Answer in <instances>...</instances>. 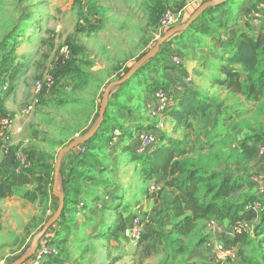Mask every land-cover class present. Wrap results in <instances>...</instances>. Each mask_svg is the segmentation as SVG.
<instances>
[{
    "label": "rangeland",
    "instance_id": "rangeland-1",
    "mask_svg": "<svg viewBox=\"0 0 264 264\" xmlns=\"http://www.w3.org/2000/svg\"><path fill=\"white\" fill-rule=\"evenodd\" d=\"M206 1L209 0H0V167L16 172L27 169L32 180L29 187L16 188L9 197H0V264L23 258L30 251L34 236L57 211L59 199L52 196V189L58 154L96 126L108 84L120 80L140 57L154 49L165 33L161 20L166 11L179 16L180 24H184ZM248 10L230 8L216 16L224 25L249 26L256 19ZM263 17L259 26L263 25ZM189 31H185L186 35ZM194 32V41L180 39L172 49L183 60V66L178 68L182 75L195 83L211 103L208 111L193 118L192 129L178 128L170 118L171 98L168 113L158 117H153L151 100H144L148 86L157 89L164 83L169 93L175 80L172 76L161 77L157 85L145 80L146 88L139 84L138 88L135 85L126 89L130 102L120 100L123 94L115 95L119 87L114 88L108 108L125 105L129 115L141 117L143 125L136 128H155L156 142L163 134L182 141L189 152V164L205 172L202 199L206 198L207 185L221 186L227 178H241L243 187L217 202L233 213L239 207H248V211L251 204L258 211L257 219L240 223L248 230L247 244L233 250L235 257L217 259L206 255L205 243L212 235L204 228L189 239L177 236V221L169 209L171 189L158 177L151 198L158 204L157 210L151 213L137 209L139 205L133 207L141 201L138 199L142 192L148 191L147 183L153 178H144L130 158L131 149L126 147L128 154H108L111 161L102 159L104 164L94 167L93 177H83L100 181L104 187L117 186L118 195L108 203H102V196L94 202L85 198V211L77 207L79 213L57 228L61 238L48 236L53 226L40 241L57 246L60 258L54 264H220L225 260L243 264L241 248L246 257L264 264V98L253 102L215 86L212 79L228 57L226 52L232 51V42L229 38L224 41L225 29L216 31L217 43L196 37L198 32ZM65 46L71 49L66 61L61 52ZM196 52L206 56L199 58L206 62L204 70L195 67L201 61ZM241 73L244 79L246 74L243 70ZM50 80L52 85L36 94V84L45 85ZM139 87L144 88L143 92ZM7 117L13 119L10 126L4 123ZM160 122L164 126L158 128ZM122 129L125 133L132 130ZM79 148L73 152L78 153ZM29 188L33 189L28 192ZM30 191L32 194L25 199ZM212 197L209 195L208 199ZM90 212H94L92 219L87 218ZM224 212L221 217L208 220L223 230L222 244L225 234H233L236 229ZM134 216L143 222L138 241L126 237L123 230ZM113 232L115 238L110 237Z\"/></svg>",
    "mask_w": 264,
    "mask_h": 264
},
{
    "label": "trees",
    "instance_id": "trees-1",
    "mask_svg": "<svg viewBox=\"0 0 264 264\" xmlns=\"http://www.w3.org/2000/svg\"><path fill=\"white\" fill-rule=\"evenodd\" d=\"M231 2H233V0H230L229 3ZM225 5L226 4H222L209 8L189 29L196 30L198 33L205 36L214 35L218 29L223 27L222 21H219L214 14L222 13V8ZM258 8H252L251 12L256 11ZM229 33L231 42L232 44L236 43L234 45L236 47H233L232 51H229V56L219 67V75L214 77L213 84L225 88L232 94L242 95L248 98V100L259 102L264 98V29L255 36H249L246 32H237L234 28H232ZM165 44L162 45L153 61L159 62L162 68L177 69L173 63L170 62V64L166 59H160ZM149 64L150 62L145 64L134 77L150 67ZM241 70L246 74L244 79ZM128 83L129 82L124 85H128ZM182 86L183 89H185L177 96L172 104L170 112L167 113L170 118L176 122L178 128L184 127L186 130H190L194 126L193 118L200 112L208 111L211 108V103L208 97L192 87V83L187 85L185 80H183ZM122 87H119L120 90L123 89L120 94L125 95L126 91ZM158 89L166 91L163 84L157 89L148 87L147 91L149 97L155 98ZM108 121L109 119H107L106 113L102 126L98 129L94 137L84 146L85 152L77 154L80 164H90V167L98 166L99 163L96 158H91L89 161L87 157L95 148L94 141L105 136V132L110 133L107 137V142L109 144H112L115 129L121 131V138L123 139L126 134L124 130L119 126L116 127L112 124H107ZM153 146L152 149H149L144 154L139 153L137 150L132 151L130 158L139 165L140 172L146 180L160 177L164 180L166 187L176 190V195L169 201L173 216L177 221L174 228L175 234L179 237L189 239L197 232L201 221L221 217L225 214L224 211L226 210V216L234 223L236 229L232 238H225L223 245L227 250H234L239 245H246L248 230L242 224L241 226L240 223H251L258 218V211L253 208L251 204L249 205L250 209H248V211V207L242 209L239 207L237 211L233 206L232 210H235V213H233L228 210V208L222 209L217 202L218 198L229 196L231 193L241 189L243 187V180L234 176L224 180L221 186L213 187L211 184L210 186L207 185L206 198L202 199L200 196L202 187L206 183V181H204L206 175L201 169L189 164L186 158L189 152L183 142L163 134ZM77 177H84V175H77ZM73 181H77L76 177L73 178ZM30 183L31 173L27 169L16 172L5 170L0 167L1 198L9 197L14 189L27 186ZM64 183L62 166L60 171V189L65 195V207L60 221L66 218L67 214L70 212L68 204H73L72 209L76 206L83 205L82 211H85L87 207L86 203L75 201V197L79 194L71 195L66 187H64ZM76 189L78 188L73 187L74 192H78L75 191ZM209 195L213 196L211 200L208 199ZM28 196L30 197V193L26 194V197ZM72 212L73 215H75L77 210H72ZM56 225L57 223L55 226ZM126 228L127 225H125L123 229L124 232ZM108 230L109 229L106 231ZM110 237L115 238L116 233H111ZM262 242L264 243V237ZM239 256L243 260V264H261L259 261L246 257L245 250L242 248L239 249ZM58 258L60 257L48 258L43 264H54L53 261H56Z\"/></svg>",
    "mask_w": 264,
    "mask_h": 264
},
{
    "label": "crops",
    "instance_id": "crops-1",
    "mask_svg": "<svg viewBox=\"0 0 264 264\" xmlns=\"http://www.w3.org/2000/svg\"><path fill=\"white\" fill-rule=\"evenodd\" d=\"M263 3H264V0H236V1H233L231 3H228V5H225L222 9L229 11L230 8H235V9L238 8L239 10H243V9L246 10L247 8H249L248 13H250L252 8H258ZM222 13H223V11H222ZM217 14H219V13L214 14L215 17L219 21H222L221 17H217L216 16ZM250 18H252V16H250ZM250 20L251 19L246 18V21L251 23ZM263 20H264V17H263ZM262 24H263L262 26H259L257 20H255L253 23H251V25L248 26L246 24V26L243 25V27L242 26L239 27L237 25V23H230V24H226V25H224V23H223V27L220 28V30L225 29L227 31V32H225V34H223V37L226 36V37H224L225 39L223 38L224 41L226 42V41H228V38L231 41V36H230L229 32H230V30L232 28H234L237 32H246V33H248L249 36H255L260 31H262L264 29V21L262 22ZM194 31L195 30H191L190 29L189 33H187L189 36L186 35L185 32L180 33V34L176 35V37H175L176 39L174 38L171 41V43L165 44L163 46V52H162V55L160 56V59H163V60L166 59L167 62L170 63L171 62L170 61V56L171 55L174 54V55H178L179 56L180 54L175 53L172 49L177 47V42L178 43L181 42V41H179L180 39L183 42H187L188 39L193 40L192 39L193 37H191V35L195 33ZM195 36L196 37L197 36H200V37L202 36L204 40H210V42L213 41V42L217 43L219 41V37H218V39H216L217 35H215V34L212 35V36H205V35H202L200 33H197V35H195ZM170 44H172V45L170 46ZM235 44H232L234 48L236 47V46H234ZM196 53L198 55V57H197L198 60H201V61H197V65L195 67L200 69V70H204V68H205L204 66H205L206 62H205L204 59H199V58H201V56H203V58H206V56L204 55V52H196ZM226 53H227V56H229L230 52H226ZM222 59L223 58H221L220 60H222ZM149 66L150 67H148L146 70H144L141 73H139L138 76L132 78L129 81L128 85H124L123 87L122 86L121 87L124 88V90H126V89L129 90L130 88H132L135 85H137L136 88H138L139 84L145 85V83H144L145 80H147V83H150V85H157L158 83H160V80H161L160 78L161 77L166 78L167 76H172L175 80L173 81L172 89L169 91L168 94H169L171 100H173V103H174V101L176 100L177 96L180 93H182V91L185 89V88L183 89L182 82H183V80H185V77H187V76H183L182 75L183 73H181L180 69H178V68L177 69L165 68V67L162 68L160 66L159 62H156V61H153V60L150 61ZM218 70H219V68H218ZM197 74L199 76L200 73H197ZM217 75H219V73H217ZM213 79H214V77H213ZM213 79H212V82H213ZM160 84H162V83H160ZM163 86L166 89H168V86H165L164 83H163ZM196 86L197 85H195V83H192V87L193 88H195L197 90H201L200 88H198ZM145 88H146V85H145ZM147 88L144 90V91H146L144 93L147 96V97H145L144 100H151V104L150 105L152 107V111L154 112L155 111V106H156L155 105V101H154L153 97L152 98L149 97ZM139 89L143 92L144 88L141 89L139 87ZM122 90H120V88H118V89H116L114 91V94L115 95H119ZM119 99L120 100H124L125 102H130L131 101L130 92L127 93V91H126V94L123 95V96H120ZM128 112H129V109L125 105H122L121 107H119V105L112 106V107L110 106L109 108H107V119H109V120L112 119V121L111 122L108 121L107 124H114L116 127L119 126L121 128L124 127L125 131H127L129 128H131L132 130H129L130 132H128V133L126 132V134L124 135L123 139L120 137L118 139L117 143L114 144V145L109 144L107 142V137L110 135L109 132H105V136H103V137L97 139L96 141H94L95 148H94V150L91 151V153L87 157V160L90 161L91 158H93V159L96 158L98 160V163H99L98 166H96L97 168H100V166L104 164L102 159H106L105 161H111L112 160V159L111 160L108 159V154H111L112 152L114 153L113 156H115L117 154H120L121 151H123L126 154H128V150L126 149V147L130 148L131 152L132 151H136V150L138 151V149H139V141H138V137L137 138L134 137L135 134H138V135H140L141 133L157 134V133L154 132L155 128L154 129L151 128L153 130H151V129L150 130H145L144 128H141V129L140 128L139 129L136 128V127L139 126V124H142L141 121H140L141 117L140 116L129 115ZM153 112H152V114H153ZM146 124L150 125L151 123L149 121H147ZM146 124H144V125H146ZM131 133H132V135H130ZM153 147L154 146H151L149 149H152ZM133 163H136V162H133ZM62 166H63V177H64V182H65L64 183V187H66V189L70 192L71 195H73L74 193H76V195L79 194L77 196V198L75 199V201L77 200L79 202L86 203V201H85L86 199L85 198H90V201L94 202L93 200H96L97 198H99V196H102L101 197L102 203H108L109 201H111L112 198H114V197H116L118 195V187L113 185V184L108 185L110 187H104L103 186L104 184L102 182H100V181H96L95 180L93 182V181H89L88 179H83V177H77V175H84V177L87 176L90 179L91 177H93V173L95 172V168L92 167V166L90 167V164H84V163L80 164L79 163V159L77 158V152H72L68 157H66L63 160ZM137 166L139 167L138 164H137ZM75 177H76L77 181L74 182L73 178H75ZM158 178H160V177H158ZM156 179L157 178L155 177V178H153V181H149L147 183L148 191L146 193L142 192L143 196L139 197L141 199H138V200H141V201H139L138 204L134 203L133 207H137L136 205H139L137 207V209L138 208H139V210L146 209L147 211H149L151 213H153L155 209L157 210L156 206L158 204L155 205L154 200L152 201V199H151L154 196L155 191H156V187L154 185L155 184L154 181ZM30 184H28V187H29ZM73 187L78 188L75 191L82 190L84 192L83 193H81L80 191L74 192ZM31 189H33V188H29V189H27V191L29 192V190H31ZM40 189L44 190L45 188L40 187ZM176 193H177L176 190L171 189L170 199H172L176 195ZM26 194H28V193H26ZM26 194L24 196L25 199L29 198V196L26 197ZM31 194L32 193L30 191V195ZM52 196H53V194H52ZM53 201H54V199L51 197V203ZM94 204H96V202ZM86 205H87V203H86ZM126 205L129 206V203H126ZM72 206H73V204H68V208H69L70 212L67 214L66 218L62 219L61 221L59 220L58 221L59 223L57 222L58 224L48 234L49 237H51V238H55V237L56 238H61L62 237L61 234L58 231H56V230H57L58 227L60 228L62 223H64L65 221L69 222L70 219H73L72 210L74 211L78 206H76L73 209H72ZM95 206L98 207V205H95ZM169 209L171 210L170 206H169ZM93 214H94V212L88 213L87 214V218L88 219H92L93 218ZM170 214L171 215L173 214L172 210L170 211ZM84 217L85 216H83V218ZM135 217H139V216H134L126 225L129 226L132 223V221H133V219ZM203 228H204V230H206L208 233H211V235H212L211 238L208 239V242L205 243V246H206L205 249L208 252L206 255H212V256L215 255V257L217 259L224 258V256H226V254L224 252L218 251L219 244L223 243L222 242V240L224 238L223 230H221L220 228H215V226L212 225L211 223H209L208 220L201 221L199 223V227H198L197 231L202 232ZM100 232H101V230H100ZM218 232L220 233V235L217 234ZM199 235H200V233H199ZM225 237L226 238H232L233 234H230V235L225 234ZM111 238H114V237H111ZM225 261L220 263V264H230V263L225 262Z\"/></svg>",
    "mask_w": 264,
    "mask_h": 264
},
{
    "label": "water",
    "instance_id": "water-1",
    "mask_svg": "<svg viewBox=\"0 0 264 264\" xmlns=\"http://www.w3.org/2000/svg\"><path fill=\"white\" fill-rule=\"evenodd\" d=\"M228 2H230V0H209L201 4L193 12L191 17L184 24L177 25L167 30L162 35V37L157 41L154 49L151 52L146 53L145 55L140 57V59L137 60L133 64V66L128 70V72L120 80L113 81L108 84L102 96V101H101L100 110H99V120L96 126L89 133L85 134L84 136L76 140L71 141L66 147L61 149V151L58 154V158H57V162H56V166L54 170V186L52 190L53 196L59 199V206H58L57 211L51 217V219L44 225L41 231L34 236L33 241L31 243L30 251L23 258L17 261H14L11 264H25L27 261H29L35 255L40 241L46 236L49 230L53 226H55V224L60 220L64 207H65V195L64 193L60 191V171L62 168L64 157L67 154L73 152L75 149L89 142L94 137V135L97 133L98 129L102 126L105 120L106 113H107L111 91L114 88L121 87L127 82H129L138 73V71L142 69V67L145 64H147L148 62H150L156 57V55L159 53L163 44L167 43L174 36L187 31L192 26V24L200 16L204 14L206 10H208L211 7H216L218 5L226 4Z\"/></svg>",
    "mask_w": 264,
    "mask_h": 264
},
{
    "label": "built area",
    "instance_id": "built-area-1",
    "mask_svg": "<svg viewBox=\"0 0 264 264\" xmlns=\"http://www.w3.org/2000/svg\"><path fill=\"white\" fill-rule=\"evenodd\" d=\"M264 11V4H261L256 11L252 12L253 17L258 21V24H261V19L263 17L262 12ZM180 25V17L173 14L171 11H166L162 20H161V28L163 31H167L172 27ZM62 57L63 59L69 60L71 57V49L68 46L62 48ZM171 63L174 64L175 67L180 68L183 66V60L178 55L170 56ZM185 83L187 85L191 84V80L189 78H185ZM52 85L51 80L43 85L41 82H38L35 87L36 94H40L46 87H50ZM155 111L153 112V117H158L163 114H166L169 109V104L171 102L169 94L163 90L158 89L155 94ZM28 110H32V107H29ZM4 123L6 126H10L13 124V119L11 117H7L4 119ZM158 128L164 126L163 122L158 123ZM122 133L119 129H115L114 136L112 140V144H116L118 139L121 137ZM139 141V153H146L151 146H153L156 142L155 134L151 133H141L138 135ZM85 148L80 146L78 149V153H84ZM77 153V154H78ZM79 210L82 211L83 205H79ZM79 213V211H77ZM143 222L140 217H135L132 223L127 226L125 229L124 235L133 240L138 241L141 239L143 233ZM219 249L223 251L226 255L230 257H235V253L233 250H227L223 244L220 245ZM60 257L59 250L55 244L49 242H42L38 245L35 255L27 261L25 264H43L48 258H56Z\"/></svg>",
    "mask_w": 264,
    "mask_h": 264
}]
</instances>
